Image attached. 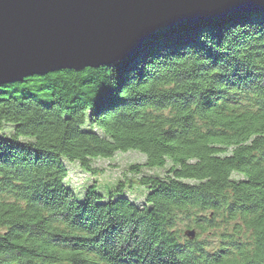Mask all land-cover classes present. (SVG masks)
Returning a JSON list of instances; mask_svg holds the SVG:
<instances>
[{
    "label": "trees",
    "instance_id": "obj_1",
    "mask_svg": "<svg viewBox=\"0 0 264 264\" xmlns=\"http://www.w3.org/2000/svg\"><path fill=\"white\" fill-rule=\"evenodd\" d=\"M128 150L141 203L123 182L82 198L65 183V160ZM0 264H264V9L1 84Z\"/></svg>",
    "mask_w": 264,
    "mask_h": 264
},
{
    "label": "water",
    "instance_id": "obj_2",
    "mask_svg": "<svg viewBox=\"0 0 264 264\" xmlns=\"http://www.w3.org/2000/svg\"><path fill=\"white\" fill-rule=\"evenodd\" d=\"M254 9L264 0H0V85L110 65L160 28Z\"/></svg>",
    "mask_w": 264,
    "mask_h": 264
},
{
    "label": "rangeland",
    "instance_id": "obj_3",
    "mask_svg": "<svg viewBox=\"0 0 264 264\" xmlns=\"http://www.w3.org/2000/svg\"><path fill=\"white\" fill-rule=\"evenodd\" d=\"M6 128H9V126ZM144 161V154L134 150H128L126 152L119 151L107 158L93 159L90 162L91 171L80 167L78 162L65 160L67 167L65 183L73 189L76 197L82 198L87 186L94 185V183L97 189L104 191L114 187L117 182H123L124 191L129 198L136 203H141L144 189L135 183L137 176L129 173L128 167L132 164H142ZM163 172V169H142V173L148 175L160 176ZM131 180L133 183L129 187Z\"/></svg>",
    "mask_w": 264,
    "mask_h": 264
}]
</instances>
